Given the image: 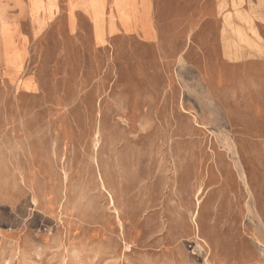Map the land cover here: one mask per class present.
Returning <instances> with one entry per match:
<instances>
[{
    "label": "rangeland",
    "instance_id": "374dc122",
    "mask_svg": "<svg viewBox=\"0 0 264 264\" xmlns=\"http://www.w3.org/2000/svg\"><path fill=\"white\" fill-rule=\"evenodd\" d=\"M66 2L0 0V264H264L230 173L248 144L199 75L264 86V0H166L153 47H97L102 3L82 2L93 40Z\"/></svg>",
    "mask_w": 264,
    "mask_h": 264
},
{
    "label": "crops",
    "instance_id": "0c3cea01",
    "mask_svg": "<svg viewBox=\"0 0 264 264\" xmlns=\"http://www.w3.org/2000/svg\"><path fill=\"white\" fill-rule=\"evenodd\" d=\"M70 1L71 4L75 5L72 6ZM97 1H100L103 5L104 43L96 44L94 40L93 23L89 17L88 11L82 6L83 0H67L66 2L65 9L69 16V30L71 32L76 30L75 17L82 16L90 21L93 40L97 47L107 45L109 40L117 36L131 38L140 44L150 47L158 44V13L160 8L166 7V0ZM119 2H121V5H119ZM143 11H145L147 15V26L150 32L148 38H144L140 25H135L134 21H132L130 22V27L125 28L119 17L120 12L125 14L134 13L138 16ZM72 19H74V21ZM110 24L113 27L112 29H110ZM225 51L226 50H224V53ZM206 62L207 61L203 62V64ZM208 63L212 67L221 66L215 62ZM255 64L254 61L249 62L247 65L256 66ZM230 65L238 66L235 62L227 64V66ZM201 67L203 68V66ZM203 73L205 72L200 69V78L205 80L210 100L213 102L214 106L226 112L225 105H231L236 111V114L233 112L230 113L231 119L229 121L230 127L234 128L233 138H238V141L240 140L243 145L244 143L248 144L247 152L245 153L246 166H243V173L245 175L244 181L238 177L239 174L232 167L233 171L230 173L235 175L238 180L240 189L239 196L245 203V213L249 215L247 213L248 205L251 209L254 206L256 214H258L261 222V226L247 228V236L255 245L262 248L264 251V86H259V79L255 77L252 72H249L245 77V80H247L246 83L249 84V86H244L243 79L237 76L235 78L237 87H233V89H230L226 93L218 92V89L221 87H214L208 84L206 74ZM241 148V152L244 153L242 145ZM214 174L221 175V171L219 172V170H216ZM62 189H66L65 183Z\"/></svg>",
    "mask_w": 264,
    "mask_h": 264
}]
</instances>
